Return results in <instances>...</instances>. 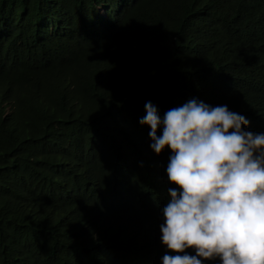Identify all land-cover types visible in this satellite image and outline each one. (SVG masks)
I'll return each instance as SVG.
<instances>
[{"label":"trees","instance_id":"16d2710c","mask_svg":"<svg viewBox=\"0 0 264 264\" xmlns=\"http://www.w3.org/2000/svg\"><path fill=\"white\" fill-rule=\"evenodd\" d=\"M191 99L264 133V0H0V264L175 255L140 120Z\"/></svg>","mask_w":264,"mask_h":264},{"label":"clouds","instance_id":"9594fccd","mask_svg":"<svg viewBox=\"0 0 264 264\" xmlns=\"http://www.w3.org/2000/svg\"><path fill=\"white\" fill-rule=\"evenodd\" d=\"M145 112L150 148L171 151L166 174L177 186L157 204L161 243L175 253L162 264H264V133L246 131L250 122L226 105L196 99L162 118L151 102ZM111 192L128 199L129 190Z\"/></svg>","mask_w":264,"mask_h":264}]
</instances>
